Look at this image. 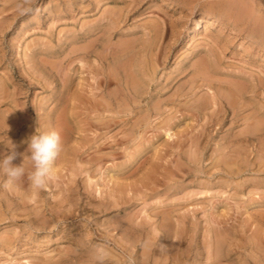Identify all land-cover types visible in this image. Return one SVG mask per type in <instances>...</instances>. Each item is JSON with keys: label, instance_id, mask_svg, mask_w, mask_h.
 I'll use <instances>...</instances> for the list:
<instances>
[{"label": "rangeland", "instance_id": "obj_1", "mask_svg": "<svg viewBox=\"0 0 264 264\" xmlns=\"http://www.w3.org/2000/svg\"><path fill=\"white\" fill-rule=\"evenodd\" d=\"M131 1L0 0V154L20 164L36 129L63 140L43 188L26 154L20 182L0 174V264H92L97 246L107 264H264V90L228 104L214 63L264 79V52L222 20L228 0Z\"/></svg>", "mask_w": 264, "mask_h": 264}, {"label": "bare ground", "instance_id": "obj_2", "mask_svg": "<svg viewBox=\"0 0 264 264\" xmlns=\"http://www.w3.org/2000/svg\"><path fill=\"white\" fill-rule=\"evenodd\" d=\"M133 1V0H132ZM131 1V2H132ZM166 1H168V3L169 4H172L171 6H178V8H180V12H182V13H190L191 14V12H192V10H191V8H190V6H188V5H186V3L187 4H189L188 3V1L187 0H166ZM226 1V0H225ZM196 2H198V1H196ZM195 2V3H196ZM245 2H247L248 3V1H246L245 0ZM245 2H243V0H228L226 3H225V5H224V7L221 9V15H222V20H226V24H229L228 26H229V30H233V31H235L237 34H245V36H247L248 38H251L253 41H252V43H254L256 46H257V48L263 53L264 52V19L263 18H261V17H259V16H251V14H248L249 13V8L248 7H246V3ZM204 3V2H203ZM23 4V3H22ZM160 4V3H159ZM158 4V5H159ZM166 4V3H165ZM179 4V5H178ZM191 4V3H190ZM205 4V3H204ZM133 5V4H132ZM206 5V4H205ZM218 5H220V4H218ZM111 6V5H110ZM160 6V5H159ZM198 6V5H197ZM77 7V6H76ZM133 7H134V5H133ZM196 7V6H195ZM254 7V6H253ZM111 8V7H110ZM135 8V7H134ZM164 8V7H163ZM192 8H194V7H192ZM18 9V8H17ZM165 9V8H164ZM209 9H211V8H209ZM208 9V10H209ZM217 9H219V8H217ZM252 9V8H251ZM3 10V9H2ZM115 10H117V8L115 9ZM130 10V9H129ZM220 10V9H219ZM253 10V9H252ZM80 11V10H79ZM110 11V10H109ZM165 11H167V10H165ZM251 11V10H250ZM257 11V10H256ZM81 12V11H80ZM100 12V11H99ZM118 12H120V11H118ZM179 12V13H180ZM197 12V11H196ZM107 11H106V16H107ZM109 13H111V12H109ZM112 13H115V11L113 12L112 11ZM111 13V14H112ZM206 13H207V10L204 12V14H199L200 16H198L197 18H196V21H195V26H198V25H200V24H204V25H209V24H212V20H211V18L210 17H208L207 15H206ZM117 15H118V13H116ZM253 14V13H252ZM109 15V14H108ZM192 15V14H191ZM254 15V14H253ZM187 16V15H186ZM109 17H110V15H109ZM13 19V18H12ZM113 19H117L116 17L115 18H113ZM151 19V18H150ZM36 20V19H35ZM57 20V19H56ZM102 20V19H101ZM108 20V19H107ZM184 20H186V19H184ZM249 20V24H248V27H246V25H245V23L244 22H246L247 23V21ZM139 21V20H138ZM151 21V20H150ZM154 21V20H153ZM113 22V21H112ZM170 22H171V20H170ZM220 22V21H219ZM183 23V22H182ZM84 24V23H83ZM141 24H143V23H141ZM158 24V23H157ZM138 25V24H137ZM144 25V24H143ZM183 25V24H182ZM244 25V26H243ZM158 26V25H157ZM175 26V25H174ZM112 27V26H111ZM246 29H245V28ZM159 29V28H158ZM164 29V28H163ZM31 31V30H30ZM59 31H61V30H59ZM66 31V30H65ZM73 31V30H72ZM85 31V30H84ZM74 32V31H73ZM170 32V31H169ZM28 34V33H27ZM173 34V33H172ZM220 34V33H219ZM147 35V34H146ZM145 35V36H146ZM192 35V34H191ZM206 36V35H205ZM225 36V35H224ZM34 37V36H33ZM37 36H35V38H36ZM44 37V36H43ZM191 37V36H190ZM237 36H235V38H236ZM32 38V37H31ZM40 38V37H39ZM219 38H220V35H219ZM32 39H34V38H32ZM147 39V38H146ZM145 39V40H146ZM230 39H232V38H230ZM234 39V38H233ZM41 41L43 40V38L42 39H40ZM39 40V41H40ZM46 40H47V38H46ZM122 40V39H121ZM44 41V44H45V40H43ZM201 41V40H200ZM207 41V40H206ZM206 41H204V43H203V45H205L207 42ZM212 41V40H211ZM49 42V41H48ZM112 42V41H111ZM217 42V41H216ZM114 43V42H113ZM232 43V42H231ZM50 44V43H49ZM102 44V43H101ZM207 44H209V43H207ZM206 44V45H207ZM250 44V43H249ZM215 45H217L216 43H215ZM240 45V44H239ZM234 47V46H233ZM248 47V46H247ZM251 47V46H250ZM194 48V47H193ZM192 48V49H193ZM246 48V47H245ZM106 50H107V47L105 48ZM206 49V48H205ZM221 49V48H220ZM224 49V48H223ZM26 50V49H25ZM28 50V49H27ZM210 50V49H209ZM214 50V49H213ZM23 51V50H22ZM162 51V50H161ZM225 51V50H224ZM238 51H240V50H238ZM250 50H247V52H249ZM236 52V51H235ZM257 52V51H256ZM241 53V52H240ZM23 54V53H22ZM225 55V54H224ZM262 55V54H261ZM263 55H264V53H263ZM24 56V58H26L25 57V55H23ZM65 56V55H64ZM132 56V55H131ZM186 56V55H185ZM211 56H213V55H211ZM226 56V55H225ZM228 56V58H230L229 56L230 55H227ZM226 56V57H227ZM41 57V56H40ZM141 57V56H140ZM237 57V56H236ZM142 58V57H141ZM212 58V57H211ZM223 57H221L220 56V54H219V58H216V62L214 61V63L215 64H218L219 65V73H221V72H223L222 74H225V76L224 77H218V79H215L216 81H217V88L219 89V95H221L220 94V92H225L224 93V97H225V99H226V102L228 103V104H230V105H233V104H236V103H240L241 105H244L245 103L242 101V100H240V99H242L241 97L245 94V93H248V92H251V93H254L255 91H257V89H259V88H262L263 90H264V79L263 78H258V77H256V75H254V71H251V73L250 72H248V71H246L245 69H244V67L242 66V67H240V69H238V70H226V71H221L222 69H221V65L222 66H224V67H227V66H230L231 64L229 63V62H226V61H224V59H222ZM227 58V59H228ZM46 59V58H45ZM45 59H43L44 61H45ZM77 59V58H76ZM213 59V58H212ZM226 59V58H225ZM233 59H235V55H234V58ZM47 60V59H46ZM82 60V59H81ZM237 60V59H236ZM25 61H26V59H25ZM53 61V60H52ZM51 61V62H52ZM61 61V60H60ZM68 61V60H67ZM84 61V60H83ZM47 62V61H46ZM54 62V61H53ZM72 62H73V60H72ZM58 63V62H57ZM203 63V62H202ZM213 63V62H212ZM59 64V63H58ZM58 64H57V66H58ZM69 64H71V62L69 63ZM131 64H132V62L131 61H129L128 62V64L127 65H129V66H131ZM243 64V63H242ZM27 65V64H26ZM202 65V64H201ZM214 65V64H213ZM234 65V64H233ZM66 66V65H65ZM216 66V65H215ZM238 66V65H237ZM250 66H252V65H250ZM259 66V65H258ZM27 67V66H26ZM31 67V66H30ZM63 67V66H62ZM69 67V66H68ZM67 67V68H68ZM239 67V66H238ZM253 67V66H252ZM53 68V67H52ZM55 68V67H54ZM29 69V68H28ZM60 69V68H59ZM69 69V68H68ZM153 69V68H152ZM231 69V68H230ZM58 69H56V71H57ZM112 70V69H111ZM217 70V69H216ZM30 71V70H29ZM59 71V70H58ZM205 71V70H204ZM262 71V70H261ZM31 72H32V70H31ZM64 72V71H63ZM71 72V71H70ZM263 72V71H262ZM131 73H132V71H131ZM208 73V72H207ZM62 74V73H61ZM60 73L58 74V75H61ZM95 74V73H94ZM171 74V73H170ZM196 74H197V72H196ZM96 75V74H95ZM98 75V74H97ZM132 74H130L129 73V78H131L132 80L131 81H133L132 83L133 84H135L134 82H135V80H134V78L131 76ZM160 75V74H159ZM208 76V75H207ZM38 78H39V76H37ZM60 77V76H59ZM152 78V77H151ZM190 78V77H189ZM94 80V79H93ZM92 80V81H93ZM101 80V79H100ZM109 80V79H108ZM84 81V80H83ZM158 81V80H157ZM193 81V80H192ZM195 81V80H194ZM62 82V81H61ZM109 84V83H108ZM209 84H212V82L211 81H209ZM83 85H84V83H83ZM79 86V85H78ZM76 88H78V87H76ZM81 88V87H80ZM83 88V87H82ZM84 88H85V86H84ZM84 88H83V90H84ZM196 90V89H195ZM92 93V92H91ZM144 94V93H143ZM255 94V93H254ZM261 94V93H260ZM263 94V93H262ZM2 95V94H1ZM182 95V94H181ZM193 95V94H192ZM3 96V95H2ZM211 96V95H210ZM261 96V95H260ZM92 98V97H91ZM158 99V98H157ZM197 99H199L198 97H196L192 102L193 103H195V101L197 100ZM263 100V99H262ZM25 101V100H24ZM71 101V100H70ZM75 101V100H74ZM170 101V100H169ZM219 101V100H218ZM197 102H198V100H197ZM22 103V102H21ZM71 103V102H70ZM23 104V103H22ZM178 104V103H177ZM251 104V103H250ZM37 105V104H36ZM42 105V104H41ZM105 106H106V103L104 104ZM212 105H213V103H212ZM26 106V105H25ZM50 106V105H49ZM19 107H22V106H19ZM224 107V106H223ZM167 108V107H166ZM225 108V107H224ZM21 109V108H20ZM25 109V108H24ZM9 110V109H8ZM26 110V109H25ZM215 110V109H214ZM264 110V109H263ZM21 111V110H20ZM23 111V110H22ZM60 112H63V111H60ZM10 113H13V112H10ZM7 114H9V113H7ZM59 115H60V117H61V114L59 113ZM190 116V115H189ZM14 117V116H13ZM59 118V117H58ZM62 118V117H61ZM60 118V119H61ZM110 118V117H109ZM192 119H193V117H192ZM196 119V118H195ZM59 120V119H58ZM66 120V119H65ZM198 120V119H197ZM61 121V120H60ZM194 120H192V122H193ZM196 121V120H195ZM204 121V120H203ZM202 121V122H203ZM58 123H60V122H58ZM56 124V123H55ZM55 126V125H54ZM184 126V125H183ZM189 126V125H188ZM245 126V125H244ZM201 127V126H200ZM178 128H181V127H178ZM116 130V129H115ZM203 130V129H202ZM58 131V130H57ZM166 131H167V129H166ZM181 131H182V129H181ZM184 131V130H183ZM199 131H201V129L199 130ZM163 132V131H162ZM170 132V131H169ZM174 132V131H173ZM178 132V131H177ZM180 132V131H179ZM186 133H187V131H185ZM188 132H189V130H188ZM176 133V132H175ZM181 133V132H180ZM183 133V132H182ZM166 134H168L167 132H166ZM171 135L170 136H172L173 134L172 133H170ZM177 134V133H176ZM175 134V135H176ZM188 134H190V133H188ZM195 134H196V132H195ZM197 134H198V132H197ZM196 134V135H197ZM119 135H120V133H119ZM152 135H153V133H152ZM178 135V134H177ZM176 135V136H177ZM180 135V134H179ZM146 136H148V135H146ZM194 136V135H193ZM96 137V136H95ZM100 137V136H99ZM178 137V136H177ZM183 137V136H182ZM190 137V136H189ZM191 137H192V135H191ZM168 138V137H167ZM166 138V139H167ZM171 138H173V137H171ZM170 138V139H171ZM178 138H180V137H178ZM14 139V138H13ZM110 139V138H109ZM119 139V138H118ZM146 139V138H145ZM16 140V139H15ZM183 140H185V139H183ZM63 141V140H62ZM121 141V140H120ZM189 141V140H188ZM196 141V140H195ZM100 142H102V141H100ZM172 142V141H171ZM20 143V142H19ZM118 143V142H117ZM173 144H175V143H173ZM180 144V143H179ZM22 145V144H21ZM103 146V145H102ZM167 146V145H166ZM220 146V145H219ZM161 147H163V146H161ZM168 147V146H167ZM259 147H260V145H259ZM194 148V147H193ZM220 149V148H219ZM248 150V149H247ZM160 151V150H159ZM162 151V150H161ZM78 152V151H77ZM88 153V152H87ZM172 153V152H171ZM159 154V153H158ZM164 154V153H163ZM218 154V153H217ZM232 154V153H231ZM239 154V153H238ZM117 155V154H116ZM221 155V154H220ZM256 155H257V153H256ZM255 155V156H256ZM261 155H262V153H261ZM165 156V155H164ZM83 157V156H82ZM260 157V156H259ZM156 159H159L158 157L156 158ZM222 159V158H221ZM253 159V158H252ZM160 160V162H161V159H159ZM158 160V161H159ZM227 160V159H226ZM227 161H230V160H227ZM226 161V162H227ZM254 161V160H253ZM61 162V161H60ZM172 162H173V160H172ZM255 162V161H254ZM59 163V162H58ZM259 163V162H258ZM193 165V164H192ZM97 166V165H96ZM230 166V165H229ZM259 165H257V167H258ZM28 168V167H27ZM79 169V168H78ZM30 170V169H29ZM25 172H27V171H25ZM29 173V172H28ZM83 173V172H82ZM86 173V172H85ZM27 174V173H26ZM54 174V173H53ZM75 174V173H74ZM81 176V175H80ZM106 177V176H105ZM143 178V177H142ZM244 178H245V176H244ZM247 178V177H246ZM242 180V179H241ZM247 180V179H246ZM22 181V180H21ZM110 181V180H109ZM214 180H212V182H213ZM20 182V181H19ZM151 182V181H150ZM112 183H114V182H112ZM115 184V183H114ZM130 184V183H129ZM135 184V183H134ZM144 184V183H143ZM235 184V183H234ZM113 185V184H112ZM124 184H122V186H123ZM128 185V184H127ZM87 186H88V184H87ZM129 186V185H128ZM140 187H141V185H139ZM107 187V186H106ZM112 187V186H111ZM104 188V187H103ZM113 188V187H112ZM131 188V187H130ZM157 188V187H156ZM68 189V188H67ZM88 189V188H87ZM106 189H108V188H106ZM197 189V188H196ZM259 189V188H258ZM136 190V189H135ZM256 190H257V187H256ZM262 190V189H261ZM260 189H259V191H261ZM264 190V189H263ZM94 191V190H93ZM258 191V192H259ZM116 192V191H115ZM130 192V191H129ZM190 192V191H189ZM196 192V191H195ZM198 192L199 193H201L202 191H199L198 190ZM198 192H197V194H198ZM213 192V191H212ZM60 193V192H59ZM138 193V192H137ZM192 193V192H191ZM208 193V192H207ZM263 193H264V191H263ZM95 194H96V192H95ZM102 194V193H101ZM193 195V194H192ZM196 195V194H195ZM33 196V195H32ZM139 196L141 197V194H139ZM189 196H190V194H189ZM264 196V195H263ZM262 196V198H264ZM254 197V196H253ZM109 198V197H108ZM160 198V197H159ZM177 198V197H176ZM26 199V198H25ZM103 199V198H102ZM105 199V198H104ZM178 199H179V197H178ZM188 199V198H187ZM224 199V198H223ZM259 199V198H258ZM212 200V199H211ZM211 200H209V201H211ZM214 200H215V198H214ZM220 200V199H219ZM222 200V199H221ZM225 200V199H224ZM223 200V201H224ZM100 201V200H99ZM150 201V200H149ZM189 201V200H188ZM213 201V200H212ZM211 201V202H212ZM217 201H218V199L216 200V203H217ZM227 200H225V202H226ZM148 202V201H147ZM151 202V201H150ZM177 202V201H176ZM114 203H115V200H114ZM164 203V202H163ZM228 203V202H227ZM23 204V203H22ZM145 204H146V202H145ZM159 204V203H158ZM161 204V203H160ZM31 205H33V204H31ZM30 205V206H31ZM115 205V204H114ZM190 205H192V204H190ZM227 205H229V204H227ZM42 206V205H41ZM212 206V205H211ZM146 207V206H145ZM176 207V206H175ZM190 207V206H189ZM195 207V206H194ZM199 207V206H198ZM234 207V206H233ZM139 208V207H138ZM138 208H137V211H138ZM160 208V207H159ZM191 208V207H190ZM211 208V207H210ZM212 208H213V206H212ZM140 209V208H139ZM220 209V208H219ZM229 209H230V207H229ZM229 209H227L228 211H229ZM243 209V208H242ZM35 210H37V209H35ZM156 210V209H155ZM187 210V209H186ZM185 210V211H186ZM11 211V210H10ZM9 211V212H10ZM24 211V210H23ZM140 211H141V209H140ZM185 211H183V212H185ZM214 211V210H213ZM234 211V210H233ZM237 211V210H236ZM257 211V210H256ZM12 212V211H11ZM17 212V211H16ZM156 212L158 213V212H160V214L162 215V216H164V214H166L165 212V209H162V210H156ZM191 212V211H190ZM202 212V211H201ZM230 212H232V211H230ZM22 213V212H21ZM24 213V212H23ZM203 213V212H202ZM218 213H219V211H218ZM222 213V212H221ZM225 213H226V211H225ZM224 213V214H225ZM234 213V212H233ZM56 214V213H55ZM136 214V213H135ZM179 214H181V213H179ZM201 214V213H200ZM214 214H216V216H218L217 215V213H214ZM223 214V213H222ZM227 214V213H226ZM232 214V213H231ZM4 215H5V213H4ZM202 215V214H201ZM16 216V215H15ZM20 216V215H19ZM220 216H222V215H219L218 217L221 219L222 217H220ZM227 216H229V215H227ZM13 217V216H12ZM211 217V216H210ZM251 217V216H250ZM212 218V217H211ZM243 218H244V216H243ZM9 219V218H8ZM176 219V218H175ZM223 219V218H222ZM230 219V218H229ZM195 220V219H194ZM218 220V219H217ZM228 220V219H227ZM215 221V220H214ZM253 221V220H252ZM260 221V220H259ZM212 222V221H211ZM47 223V222H46ZM79 223V222H78ZM149 223V222H148ZM184 223V222H183ZM171 225V224H170ZM50 226V225H49ZM90 226V225H89ZM147 226V225H146ZM220 226V225H219ZM252 226V225H251ZM27 227V226H26ZM226 227V226H225ZM225 227H223V228H225ZM29 228V227H28ZM152 228V227H151ZM221 228V227H220ZM146 229H148V228H146ZM226 229V228H225ZM35 230H37V229H35ZM11 231V230H10ZM29 231V230H28ZM194 231V230H193ZM96 232V231H95ZM222 232H224V231H222ZM2 233V232H1ZM157 233V232H156ZM77 235V234H76ZM119 235V234H118ZM214 235V234H213ZM252 235H254V234H251V237H253ZM55 237H56V235H55ZM203 237V236H202ZM244 237V236H243ZM260 237H263V236H260ZM240 238V237H239ZM258 238V237H257ZM26 239V238H25ZM77 239V238H76ZM219 239V238H218ZM262 239V238H261ZM241 240V239H240ZM120 241V240H119ZM79 242V241H78ZM216 242V241H215ZM214 242V243H215ZM255 242V241H254ZM219 243H222V242H219ZM229 243V242H228ZM257 243H255V244H253V245H256ZM61 245V244H60ZM85 245V244H84ZM22 246V245H21ZM43 247V246H42ZM41 247V248H42ZM57 247V246H56ZM69 247V246H68ZM51 248V247H50ZM70 248V247H69ZM110 248V247H109ZM151 248V247H150ZM209 249V248H208ZM249 249V248H248ZM251 249V248H250ZM68 250V249H67ZM121 250V249H120ZM50 251V250H49ZM122 251V250H121ZM207 251H209V250H207ZM64 252V251H63ZM68 252V251H67ZM210 252V251H209ZM37 253V252H36ZM51 253V252H50ZM217 253V252H216ZM252 253V252H251ZM251 253H250V255H251ZM260 253V252H259ZM264 253V252H263ZM47 254V253H46ZM69 254V253H68ZM110 254V253H109ZM125 254V253H124ZM156 255V254H155ZM249 255V256H250ZM63 256V255H62ZM65 256V255H64ZM150 256V255H149ZM56 257V256H55ZM12 258V257H11ZM48 258H49V256H48ZM211 258V257H210ZM245 258V257H244ZM250 258H252V256L250 257ZM47 259V258H46ZM130 259V258H129ZM16 260V259H15ZM28 260V259H27ZM250 261H251V259H249ZM255 260V259H254ZM259 260H261V259H259ZM8 261V260H7ZM31 261V260H30ZM48 261V260H47ZM56 261V260H55ZM54 261V262H55ZM155 261V260H154ZM203 261V260H202ZM10 262V261H9ZM19 262V261H18ZM32 262V261H31ZM35 262V261H34ZM37 262V261H36ZM88 262V261H87ZM162 262V261H161ZM252 262H253V260H252ZM14 263H16V261L14 262ZM22 263V262H21ZM58 263V262H57ZM79 263V262H78ZM121 263V262H120ZM220 263V262H219ZM262 264H263V262H261ZM31 264V263H30ZM75 264V263H74ZM77 264V263H76ZM207 264V263H206ZM228 264V263H227ZM234 264V263H233ZM239 264V263H238ZM244 264V263H243Z\"/></svg>", "mask_w": 264, "mask_h": 264}, {"label": "clouds", "instance_id": "obj_3", "mask_svg": "<svg viewBox=\"0 0 264 264\" xmlns=\"http://www.w3.org/2000/svg\"><path fill=\"white\" fill-rule=\"evenodd\" d=\"M62 150V138L55 129L35 131L28 138L27 149L25 153H19L23 157L20 164H14L17 157L16 146L12 144L6 152L0 154V174L5 177L4 186L15 185L25 174V154L28 157V163L31 165V171L28 173V179L31 186L39 190L43 188L50 178L52 164ZM142 247L144 245H141ZM109 252L102 246H97L91 253L92 264H107Z\"/></svg>", "mask_w": 264, "mask_h": 264}]
</instances>
